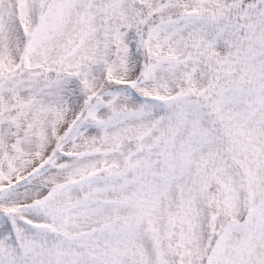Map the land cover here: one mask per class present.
<instances>
[{
    "label": "snow or ice",
    "instance_id": "6c2138e0",
    "mask_svg": "<svg viewBox=\"0 0 264 264\" xmlns=\"http://www.w3.org/2000/svg\"><path fill=\"white\" fill-rule=\"evenodd\" d=\"M0 264H264V0H0Z\"/></svg>",
    "mask_w": 264,
    "mask_h": 264
}]
</instances>
